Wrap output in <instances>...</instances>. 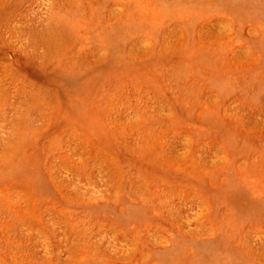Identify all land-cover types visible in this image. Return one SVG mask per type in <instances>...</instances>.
Wrapping results in <instances>:
<instances>
[{"label":"rangeland","instance_id":"374dc122","mask_svg":"<svg viewBox=\"0 0 264 264\" xmlns=\"http://www.w3.org/2000/svg\"><path fill=\"white\" fill-rule=\"evenodd\" d=\"M0 264H264V0H0Z\"/></svg>","mask_w":264,"mask_h":264}]
</instances>
